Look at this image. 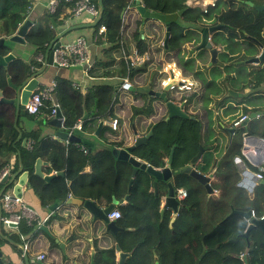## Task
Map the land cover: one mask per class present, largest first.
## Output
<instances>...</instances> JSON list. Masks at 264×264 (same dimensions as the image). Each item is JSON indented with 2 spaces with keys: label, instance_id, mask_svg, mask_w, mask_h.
<instances>
[{
  "label": "trees",
  "instance_id": "1",
  "mask_svg": "<svg viewBox=\"0 0 264 264\" xmlns=\"http://www.w3.org/2000/svg\"><path fill=\"white\" fill-rule=\"evenodd\" d=\"M76 1L62 0L55 12L49 13L47 10L44 18L45 25L30 32L26 38L27 42L37 47L39 52H44L55 37V29L62 25L66 16L72 15L70 11ZM166 1L172 3L167 7V12L187 9L185 0ZM89 2L95 8H99L98 0H89ZM130 2L131 0L102 1L103 14L97 27L101 25L105 27L103 40L111 46L105 50V59L96 61L89 69V75L94 78L128 77L134 90L128 87L121 89L128 98L126 106L129 109L123 115V119L128 122L129 131H121L117 127L119 119L116 118L114 106L118 102V96L114 95L116 93L114 85L95 84L88 90L87 95L83 96L72 88L69 81L56 78L54 95L65 117L63 130L70 131L74 124L82 120L87 113L94 118L116 119L115 131L108 134L104 130L101 132L103 148L98 151L90 150L83 144L87 150L84 153L80 148L82 144L70 142L69 148L75 151L74 165L73 161L64 156L63 142H55L63 156L61 163L56 162L59 152L55 154L51 151L50 139H46L40 130H37L38 133L24 134L23 138L32 139L34 142L30 149L23 148L21 142L16 141L18 133L13 128V121L4 119L0 121V158L3 159L0 163V174L11 155L18 151L23 170L28 172V185L39 196L42 204L50 206L57 202L67 207L71 204L66 203L68 191L66 181L75 178L87 165L93 166L99 159L113 158L111 153L113 147L130 145L133 129H136L140 135L153 129V135L145 143L136 146L133 154L154 167L165 165V160L173 146L175 151L172 168L175 171L190 163L200 144L204 145V148L207 146L208 150H204L195 168L203 174L213 173L210 184L216 193L208 195L205 188L196 180L186 173L177 171L173 177L174 187H183L187 194L180 201L178 216L169 225L168 214L161 217L159 211L160 200L166 192V187L161 186L158 195H155L149 174L138 171L136 180L127 192L130 198L129 210L124 212L125 216L116 219L119 229L113 233L100 228L102 239L112 238L114 245L98 248L94 242V248L98 250L94 255V264H116L115 243L120 249L128 252L122 247L121 241L124 238L130 240L132 233L127 230L124 219L131 217V213L136 209L143 211L140 218L144 220L145 229L142 236L134 239L131 253L125 264H154L153 254L157 255L158 264H244L242 255L246 256L248 264H264V228L253 227L249 231L248 246L246 238L242 236L248 226L247 220L240 214L225 219L231 209L241 212L253 210L256 217H260L264 211V185L258 184L254 189V198L250 199L247 190L238 186L240 172L233 161L235 156L242 155L244 133L264 138V59L256 65L246 62L259 54L260 45L264 46V11H257L245 2H239L236 5L233 0H218L204 17L223 27V30L211 34L215 45L225 46V51L217 56V60L220 58L224 63H232L236 67L235 71H226L224 74L228 81L223 93L220 94L221 97L217 96L214 102L215 107L223 108L224 115L232 114L233 120L240 114L248 115V119L235 128L232 138L225 139V151L222 150L223 148H217L215 153L212 146L215 141H219L218 138L213 137L212 127L215 121L212 118V110L209 108L212 101H209L206 87L198 79L197 73L184 66L181 58L184 53V44L191 37L187 38L180 23L174 21L169 23L170 37L166 46L161 44L160 35H157L156 31L152 32L151 39L143 38V15L139 11H136V15L130 21L122 23V12L130 5ZM29 6L30 2L27 0H0V36L9 35L16 29L17 24L24 19L22 13L26 15ZM150 7L154 11L164 13L163 7L160 8L157 4ZM195 17L199 19L202 16L195 15ZM132 46L136 47L141 55L147 53L148 60L143 66L131 67L122 58L123 48L126 53H129ZM193 46L196 49L198 47L196 43ZM190 58H184L186 63ZM168 62H175L183 75H192L199 83L192 90L174 91L172 95H167L168 99L174 102L184 103L186 113L194 119L172 117L165 120L167 116L165 102L149 95V88L146 87L149 79L153 78L154 85L153 81L158 78V85H160L162 75L159 72ZM14 64L17 65V70L13 72V81L19 83L23 77L30 75L31 65L35 62L31 61L29 65H25L17 59ZM228 88L236 91L238 96L234 98L228 94ZM236 111L237 114L234 115ZM256 111H261L262 114L251 118L250 114ZM153 114L156 116L150 120ZM88 124V119L82 120V128ZM218 126L224 134L229 136L224 129L225 124L221 123ZM16 157L17 161L9 172V178L19 169L18 155ZM38 158H44L49 163L43 171L48 172L50 169L56 172L63 171L64 176H55L50 181H45L36 175L34 165ZM119 164L124 162L119 161ZM127 168L131 169L130 166ZM9 187L8 181L0 182V197ZM35 226V221L28 225L25 220H22L18 233H28L36 229ZM93 233H98L96 226L93 227ZM87 235L90 234L87 232ZM11 239L20 242L15 234Z\"/></svg>",
  "mask_w": 264,
  "mask_h": 264
},
{
  "label": "crops",
  "instance_id": "2",
  "mask_svg": "<svg viewBox=\"0 0 264 264\" xmlns=\"http://www.w3.org/2000/svg\"><path fill=\"white\" fill-rule=\"evenodd\" d=\"M27 1L30 2V6L28 7L26 17L32 18L35 21L36 29H39L45 25L44 18L48 10V0H27ZM98 1H99V8H95L96 9L95 14L83 11L78 15H73V14L68 15L64 18L62 25H60L58 28L55 29L56 31L55 36H57V34H59L60 32L66 30V33L60 38V43H61L60 46L64 47L65 45L75 42L79 38L84 39L91 65L96 61H103L105 59V50L111 46L109 43H106L103 40L105 29L104 30L100 29L103 25L97 27V25L102 19V15H101L99 22H97L99 16V10H100V0ZM102 1L103 0H101V5H102ZM139 1H140V5L150 12H157L151 9L150 7L157 4L159 5L160 8L163 7L164 9V13H160V12L158 13L160 14L171 13V12H167V7L171 6L172 3L167 2L166 0H139ZM222 1H228V0H222ZM244 1H251L255 5L264 4V0H233L234 4L236 5H238L239 2H244ZM176 8H178L179 10L178 6H176ZM198 10L199 9L197 8L192 9L191 7H187L185 11L183 9L182 11L172 12V13L177 14L176 21L181 20L182 22L184 21L188 22V20H191L190 21L191 23H188V25L193 27H191L190 29H194L195 32H198L197 34H199L201 38V32L203 27L205 28L208 26H215L221 24L219 23L215 24L210 19H203L204 17H201V21L198 20V18L195 17L194 15V13L198 12ZM136 11H138L137 7L133 4V0H131L130 5L122 12V23L124 24L130 21L136 15ZM191 13H193V15ZM142 24H143L142 25L143 38L150 37L151 39V36H153L152 32L156 31L157 35H160L161 44L164 45V38L166 33L165 22L157 18H152V17L147 18L143 16ZM221 30H223L222 25H221ZM211 38L212 36L210 34V42L212 43L213 47L217 48L218 50L217 56H218L222 51H225L224 49L225 46L215 45L212 42ZM200 42L199 41L196 42L194 37H191V39L184 44V53L186 54V51L190 52V55L185 57L186 59L191 57V49H187L185 45L187 44L194 45L196 43L198 46ZM130 43L131 42H129V44ZM29 47H30V52H28ZM259 48H260L259 50V54H260L261 47ZM124 49L125 48H123L122 50V58L127 62L134 55L135 52L139 57L142 58L141 62L138 64L139 66L144 65L145 62L148 60L147 53L143 55L139 54L137 48L134 46L130 48L131 52L129 53H126ZM200 51L201 50H199L197 47L196 52L199 53ZM205 53L207 54V58H208L207 62H208L210 61L209 51L207 50L204 52V54ZM44 54L45 51L39 52L37 47L27 43L25 46L20 47V52H18L17 56H18V60H20L22 64L29 65L31 61L35 62L34 65H31L32 66L31 73H32L40 70L43 67ZM196 60H199V57H197ZM184 77H187L195 81V79L191 77V75L184 74ZM56 78L66 79L67 81H69L72 88L79 91L83 96H86L88 90L95 84L110 83L114 85V90L116 91L114 95L118 96L117 99L118 102L114 106L116 118L119 119V123L117 127L121 131L124 130H126L127 132L129 131L128 122L125 119H123V115L129 108L126 106V102L128 99L126 97L127 95H125L121 89L122 87H124L121 86L122 79L94 78L89 75V70H86L83 66H71L69 68H62V67L46 65L44 71L37 77L39 81L37 87L40 88L49 85L51 81L55 80ZM128 84L129 86L132 87L129 81ZM152 85H153L152 79H149L146 85V87L149 88V91L151 90L162 91V90H157ZM132 88L134 90V87ZM149 95L153 96L151 94ZM52 97L53 100H55L59 104V102L57 101L54 95V92ZM210 104H209V108H211L212 110L213 105L212 107H210ZM59 110L61 112L60 118L62 117L65 118L62 109L60 108V104H59ZM49 111H50V103H47L43 107L41 113L38 116H31V115L29 116V114L27 115L24 111V114L21 116V118L25 119V122L28 125H26V123H24L20 118L21 122L23 123V133L19 141L20 142L22 141L24 134L31 132L38 133L37 130H40L41 134L44 135L46 139L47 138L50 139L49 145L51 146V151L53 153L56 154V152H59L57 148V144L55 142L58 143L63 142L65 144L64 156L68 158L70 161H73L74 165H75V160H74L75 151L73 148H69L68 144L70 143V141H67L66 143L65 141L58 138L55 135L56 131L59 130L65 132L69 136L74 135L75 131H80L82 132L81 134L82 140L92 143V147L91 146L89 147L90 150H97V151L103 148V141L100 137L101 132L104 130V132L108 134L109 132L115 131V129H113V127L111 126V121L113 119L111 120L110 118H101V117L94 118L93 116H90L87 113L84 114L82 120L88 119L89 124L88 126L82 128V130H77L75 128L76 124L79 121H81L82 124V120L76 122L74 126L70 129V131L63 130L64 120L62 121L61 123L62 126L60 128H55L45 123L53 118V117L49 118V114H48ZM215 112L216 114L212 116V118L215 121L212 127V131L214 134L213 137L218 138L219 142L215 141L213 143L212 148L215 149L214 152L216 153L217 148L218 149L223 148L222 150L225 151L224 148V145L226 147L225 139L229 140L232 138L233 135L230 136L229 134L228 136L224 134L221 130V127L218 126V124L223 123L226 125V127H230L231 124L227 125L226 119L232 120L231 118L232 114L224 115L223 108L216 109ZM233 114L234 115L237 114V111ZM85 115H87V117H85ZM216 115H219V117L222 116V118H219V120L217 119L216 121ZM155 116L156 114L150 116V120H153ZM96 131L98 132L97 133L98 135L95 134ZM134 131H136L137 135L141 136L136 129H133L132 130L133 139L129 144H132L134 141L135 138ZM29 141L31 142V144H33L34 142L32 139H28L27 142ZM71 143H78V142H71ZM79 144L83 145L82 142H79ZM206 147L205 149L208 150V147L207 148ZM211 150L213 151V149ZM16 156L17 154L11 155L9 159L10 163L8 162L6 166L3 168V170L6 169V167L8 166L14 167V164L17 161ZM237 156L242 158V160L246 162L247 165L252 166L243 154ZM42 160L45 163H47V165L44 166L43 168H47L49 166V163L44 158H42ZM62 161H63V156L61 152H59V156L56 162L61 163ZM2 162L3 159L0 158V163ZM129 166L128 164L125 163L119 164V161L113 160L112 157H104L102 159H99L93 166L87 165L75 178L66 181V185L68 188L66 200L69 197H75L83 201L90 200L94 202L96 206H98L99 208H104L111 202V198L113 196H117L118 203H116L114 210H118L122 214V217L125 216L124 212L128 211L130 206L129 201L125 200V196L128 192V182L130 179V172H131V169L127 168ZM236 166L238 170H240L237 164ZM125 169L126 171L124 172ZM119 170L122 171L119 172ZM54 172L56 171H54L53 169H50L48 172L44 171L45 174H51ZM127 172L129 173V175H127ZM23 189L24 190L21 199L25 204H27L30 208H32L36 212L38 221L35 219H32L31 221H29L28 219H23V220H25L28 225H30L33 221H35L36 229L28 233L20 234L22 240L20 245L22 247L14 246L0 239V245H2L0 248L3 252V256H2L3 264H90L91 250L94 249L95 252L94 255H96L97 254L96 252H98V250L94 248V242L98 248L110 247L114 245L112 238H110L109 240L107 239L109 241L108 243V241L106 239H102V236L100 235V228H102V230L104 229L107 230L105 223L100 219L94 218L90 214V212H88L82 205L71 204L65 207L64 205L58 203L59 205L56 209L49 210V207L51 205L50 206L43 205L42 202L40 201L39 196L33 191L32 187L27 185ZM150 192H152V190H150ZM247 192L250 195L249 198L253 199L255 195L254 193L255 190L253 191L247 190ZM215 193L216 191L214 190L213 194ZM1 211H2L1 215L4 216L5 212L0 208V212ZM142 213H143L142 210L136 209L134 212L131 213L132 215L131 217L124 219V223L126 224L127 230L132 233V237L130 236L131 237L130 240L129 238L128 239L124 238V240L121 241L122 247L126 249L128 252H131L134 239L142 236L144 232L145 223L144 220L140 218ZM44 218H47L44 224H46L49 234L39 229V227L41 226L40 224H38L39 220H43ZM108 218L110 220L116 221V219H111L109 215ZM247 222L249 224V220H247ZM19 225L17 228L6 227L0 221V234L7 235L15 230L18 231ZM94 226H96V228L98 229L97 234L93 233ZM87 232L90 235H87ZM120 251L123 250L121 249ZM40 255H44V259H40ZM118 255L119 252L115 250L116 264H118ZM244 256L245 255H242L241 258H244ZM25 258H27L28 262L25 261ZM30 260H36V261L30 262ZM153 261L155 262L154 254H153Z\"/></svg>",
  "mask_w": 264,
  "mask_h": 264
},
{
  "label": "water",
  "instance_id": "3",
  "mask_svg": "<svg viewBox=\"0 0 264 264\" xmlns=\"http://www.w3.org/2000/svg\"><path fill=\"white\" fill-rule=\"evenodd\" d=\"M247 5L254 7L257 11H264V4L261 5H255L251 1H244ZM133 4L137 7V10L144 16V17H152L157 18L163 22L166 23V33L164 38V45L166 46L167 40L170 35V22H174L177 19L176 13H167V14H160L158 12H150L146 10L143 6L140 5L139 0H133ZM102 5L100 0V10H99V16L97 19V22H99V19L102 15ZM23 20L17 24L16 29L9 35H2L0 36V121H3L8 115L9 109L14 110L13 114V128L18 133L16 141H19L22 137L23 133V123L21 122V116L20 115V107L25 106L28 98L30 97L32 91L37 88L39 81L37 77L44 71L46 65L48 66H55L58 67L57 63L53 61L54 56V50L60 47V38L66 33V30L63 32H60L55 36V38L48 44L45 50L44 54V64L43 67L36 71L32 72L30 75L23 77L19 83H13V72L17 70V65L14 64V62L18 59V52H20V47L25 46L27 42V36L30 32L36 30L35 27V21L30 18L26 17L24 13H22ZM221 30V25H215V26H208L203 28L201 32V42L198 45V49L204 48L209 51L210 54V63H215L217 60V48L212 46V43L210 42V34H212L215 31ZM261 52L258 56L252 57L249 60H247V63H253L258 64L262 59H264V47L261 46ZM124 87H128L130 89H133L131 86L126 85ZM167 89L163 88L162 91H149V94L160 98L165 102L166 110H167V116L165 117V120H168L172 117H180L183 119H194V117L189 116L184 111V103H177L173 100L168 99ZM228 94L236 98L238 96V93L236 91H233L228 88ZM261 114V111L252 112L250 114L251 118L257 117ZM61 112L59 109H57L55 116L45 122L47 125L60 128L62 125V119L60 118ZM87 117V115H85ZM21 118V119H20ZM23 121V119H22ZM224 129L232 136L235 133V127H224ZM98 132L96 131L95 134ZM82 132L75 131L74 135L69 136L67 133L62 131H56L55 135L60 138L63 141H70V142H82L84 145H87L88 147H92V143L82 140L81 138ZM135 138L132 144L124 147H113L111 150L112 156L115 160L127 163L131 166V176L128 182V190L134 183V181L137 178L138 171H145L147 174H149L151 178V185L154 194H157V191L159 190L160 186L166 187V195L163 198V206L161 208V213L164 212V210L168 207H170L174 214L172 216L171 222L176 217V211L178 206V201L174 197V182L173 177L174 174L178 171L179 173H186L191 178L196 180L200 185H202L206 192L208 194H213L214 190L211 187L210 180L213 177V173L210 174H203L199 172L195 166L199 163L201 156L205 150V148L200 144L197 153L191 158L190 163L185 165L184 167L178 169L175 171L172 168L173 160H174V151L175 146H173L170 150V153L165 160V165L163 167H154L144 160L136 157L133 154V149L140 145L145 143L150 136L153 135V129L149 130L144 135H137L136 131H134ZM257 139L258 137L255 136ZM27 139L23 138L21 141V146L23 148H27ZM19 159V169L17 172H15L13 175H11V178H9V172L11 168L8 169V173L5 174L1 180L2 183L8 181V184L10 185L9 188L5 192H9L12 194L13 197L22 198L23 194V188L28 185V172L23 170V167L20 162L19 152L16 151ZM47 163H45L41 158L36 159L35 165H34V173L38 175L39 177L43 178L45 181H50L55 176H63L64 173L62 171L54 172L51 174H45L44 171H42V168L46 166ZM259 184L264 185V179L259 181ZM6 189V187L3 189V191ZM126 201H130L129 195L126 194L125 196ZM66 203L70 204H78L82 205L90 214L97 219L102 220L105 223L106 229L108 231H111L113 233H116V231L119 229L116 225L115 220H110L108 218L109 213L114 210L116 203H118L117 198L113 196L111 198V202L104 208H99L96 206V204L90 200H80L75 197H69L66 200ZM58 203H54L49 207V210H54L58 207ZM240 214L242 215L246 220H249V224L247 226V229L245 232L242 233V236L246 238L247 245L249 246L248 242V234L249 231L253 227H260L264 228V217L263 218H252L251 217V211L247 212H241L234 209H231L230 214L225 218ZM1 216V212H0ZM12 228H16V226L12 225ZM40 230L43 232L49 234L48 228L46 227V224H43L39 227ZM15 234L19 237L20 242L11 239V236ZM0 238L14 246H20L21 243V237L18 231H13L7 235L0 234ZM2 245H0L1 247ZM115 250L119 252L118 255V264H124L125 259L130 255L131 252H123L120 251V247L115 244ZM94 249L91 250V260L90 264H94ZM3 252L0 248V264H3ZM155 262L154 264H158L157 261V255L154 254ZM25 261L28 262L27 258H25ZM36 261V260H30V262ZM244 264L247 263L246 256L243 258Z\"/></svg>",
  "mask_w": 264,
  "mask_h": 264
},
{
  "label": "built area",
  "instance_id": "4",
  "mask_svg": "<svg viewBox=\"0 0 264 264\" xmlns=\"http://www.w3.org/2000/svg\"><path fill=\"white\" fill-rule=\"evenodd\" d=\"M62 0H48V12H55L56 7ZM66 2H71L72 0H63ZM218 0H185V5L191 7L192 9H199L198 12H195L194 15H199L202 17L206 16L210 7H214ZM86 11L92 14L96 13L94 5H92L89 0H77L75 6L70 11L73 15H78L81 12ZM193 15V13H191ZM104 30L105 27L100 28ZM141 57L135 52L134 55L128 60L129 66L138 65L141 62ZM53 61L57 63L58 67L69 68L71 66H83L86 70H89L91 63L89 60V55L84 39L79 38L75 42L60 46L54 50ZM161 74L165 75L160 80V86L162 88H167V90L178 89L180 91H188L196 88L198 83L187 77H184L181 69L178 68L175 62L165 63ZM128 77L122 79L121 86H126L128 84ZM56 87V81L53 80L49 85L36 88L32 91L30 97L28 98L25 105V112L31 116H38L41 113L43 107L50 103L49 118L55 116L57 109H59V104L53 100V92ZM62 121L64 118H61ZM248 119L247 114H240L235 118L231 126L238 127L245 120ZM117 120L113 119L111 121V126L113 129H116ZM75 128L77 130H82L81 121H79ZM71 134V133H70ZM67 143V140L65 141ZM27 148L30 149L32 144L27 142ZM81 150L86 153V147L83 145L80 146ZM242 154L250 162V165H247L246 162L242 160L239 156L234 158V162L239 166L240 170V180L238 185L245 190L253 191L254 188L259 184V181L263 179L264 172V138L258 137V139L249 133H244L242 135ZM12 166H8L0 174V182L5 174L8 173V169ZM186 190L184 188H178L176 191V197L179 200H182L186 197ZM0 208L5 212L4 216H0L1 223L6 227H11L12 225L18 227L20 222L23 219H28L31 221L35 219L38 221L36 212L25 204L22 199L13 197L11 193L5 192L2 197H0ZM251 211L252 218H263L264 214L260 217H256L253 210ZM2 213V211H1ZM111 219L121 218L122 214L118 210H112L109 214ZM47 218L39 220L40 225H43ZM40 259H44V255H40Z\"/></svg>",
  "mask_w": 264,
  "mask_h": 264
},
{
  "label": "rangeland",
  "instance_id": "5",
  "mask_svg": "<svg viewBox=\"0 0 264 264\" xmlns=\"http://www.w3.org/2000/svg\"><path fill=\"white\" fill-rule=\"evenodd\" d=\"M203 19H205V18H203ZM198 20L201 21V18H199ZM190 21L191 20H188V22L187 21L182 22L181 20H178V22L180 23V26L185 30L184 34L186 35V37L187 38L194 37L196 42H198V41L200 42L201 38H200V35L197 34L198 32H195L194 29H190L193 26L188 25V23H191ZM190 45L191 44H187L185 46L187 49H191V57L192 58H190L188 63H186L184 58L186 56L190 55V52L186 51V54L183 53L181 56L182 62L184 64V66L186 65L190 71L196 72L198 79L200 81H202L203 84L205 85L206 93L209 96V101H212L210 104V107H212V105H213L212 116H214V114H216L215 110L217 109L215 107L216 104H214V102H216L217 96H219V98L221 97L220 94L223 93L224 88L226 87V81H228L227 77L224 74L226 73V71H233V70L235 71L236 67H234V65L232 63H227V62L224 63V61L221 60L220 58H218V60H216L215 63H212L211 65H209L210 61L207 62V59H208L207 54L206 53L204 54V52L207 50L204 48H201V49H199L201 51L199 53H197L196 52L197 49L193 45H191V46ZM28 52H30V47L28 49ZM203 54H204V56H203ZM197 57H199V60H196ZM134 66H136V65H134ZM161 75H162V77L165 76L163 74H161ZM191 77H193V76L191 75ZM195 81H197V80L195 79ZM153 82H155L153 85L154 88H156L157 90H163V88L160 85H158L159 84L158 78L156 81L154 80ZM174 91H180V90L175 88V90H167L166 93H167V95H169V94L172 95L171 93ZM225 95H226V93H225ZM206 105H207V103L204 104L205 107H206ZM24 111H25V109H24ZM217 119L219 120V115H216V121H217ZM232 121H233V119L232 120L226 119V124L230 125L232 123ZM23 122L26 123L25 119H23ZM26 125H28V124L26 123ZM16 154H14V155H16ZM11 169H13V166ZM127 175H129L128 172H127Z\"/></svg>",
  "mask_w": 264,
  "mask_h": 264
},
{
  "label": "flooded vegetation",
  "instance_id": "6",
  "mask_svg": "<svg viewBox=\"0 0 264 264\" xmlns=\"http://www.w3.org/2000/svg\"><path fill=\"white\" fill-rule=\"evenodd\" d=\"M13 83H15V82H13ZM179 104V103H178ZM24 109H25V106H21L20 107V115H23V113H24ZM184 111L186 112V109H185V104H184ZM9 113H8V115H6V117H5V119H8V121H13L14 119H13V114H14V110L13 109H9V111H8ZM168 114V113H167ZM160 188H161V186H160ZM180 188H183V187H180ZM177 189L178 188H175L174 187V197H175V199L178 201V206H177V211H176V217L178 216V211H179V209H180V201H182V200H179L177 197H176V191H177ZM153 190V189H152ZM160 190V189H159ZM158 192L159 191H157V194H155V195H158ZM166 195V192H165V194H164V196ZM164 196H162L161 197V200H160V207H159V211L161 210V208H162V206H163V198H164ZM161 204H162V206H161ZM160 214H161V217H163L165 214H168V217H169V225H171L172 224V222L175 220H173L172 222H171V219H172V216H173V214H174V211L170 208V207H168V208H166L165 210H164V212L163 213H161V211H160ZM175 217V218H176Z\"/></svg>",
  "mask_w": 264,
  "mask_h": 264
}]
</instances>
